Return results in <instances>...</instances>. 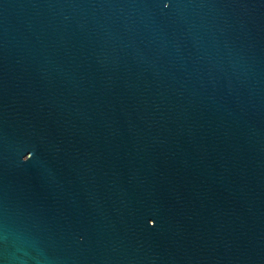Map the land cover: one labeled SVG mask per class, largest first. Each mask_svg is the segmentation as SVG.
I'll return each instance as SVG.
<instances>
[{
  "label": "water",
  "instance_id": "obj_1",
  "mask_svg": "<svg viewBox=\"0 0 264 264\" xmlns=\"http://www.w3.org/2000/svg\"><path fill=\"white\" fill-rule=\"evenodd\" d=\"M0 264H264V0H0Z\"/></svg>",
  "mask_w": 264,
  "mask_h": 264
}]
</instances>
